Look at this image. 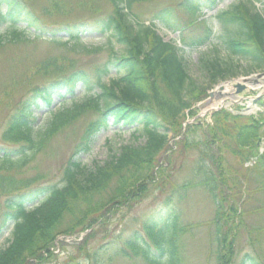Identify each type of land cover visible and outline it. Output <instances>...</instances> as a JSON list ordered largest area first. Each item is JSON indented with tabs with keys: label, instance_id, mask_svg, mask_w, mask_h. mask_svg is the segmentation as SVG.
<instances>
[{
	"label": "trees",
	"instance_id": "obj_1",
	"mask_svg": "<svg viewBox=\"0 0 264 264\" xmlns=\"http://www.w3.org/2000/svg\"><path fill=\"white\" fill-rule=\"evenodd\" d=\"M34 1L0 0V26L7 25L5 35H0V44L8 38L11 39L8 41L16 42L33 36L55 45L81 48V52L90 55L102 47L87 48L81 44V39L98 35L108 39L111 55L91 73L83 68L67 72L57 59L38 62L34 69L26 66L29 77L43 73L45 80L35 86L27 100L10 111L2 132L5 145L0 146V192L10 198L0 219V240L7 229L11 227V230L6 238L8 246L1 247L0 244V264H42L53 257V247L57 236L62 233L60 225L65 215L81 217L74 212H81L77 209L79 203L84 204L83 217L72 221L64 235L82 227L88 215L107 208L128 206L131 200L144 194L145 197L149 181H155L153 176L161 170L156 169L157 161L169 148V135L182 127L185 113L192 108L191 101L203 95L210 85L264 71V2L259 9L254 4L255 0H238L217 13L223 34L219 37L220 43L207 56L200 58L203 81L200 84L188 70L185 50L178 47L176 40L166 41L163 37L166 32L159 29L157 23L146 25L133 13V7L152 0H107L113 9L109 15L67 25L56 32L51 31L41 18L56 13L67 15L73 9L69 4L71 0H48L51 6L41 14L33 9ZM218 1L183 0L179 6L198 19L203 15L204 7H213ZM76 3L74 8L97 10L92 2L77 0ZM201 4L203 6L200 7ZM154 18L169 32H186V23L177 24L175 8L160 10ZM206 22H202L205 27L203 36L198 37L194 45L204 46L213 40ZM62 62L67 61L62 59ZM107 77H111L108 82L105 81ZM80 86L88 96L86 101L70 107H61V104L53 109L56 99L67 101L71 97V101L76 100L74 96ZM259 104L264 109V101ZM41 108L48 109L51 115L50 123L44 128L37 124L35 115ZM89 111L96 119L85 126L76 155L89 154L96 136L112 124L133 128L134 139L143 138L144 142L126 144L116 156L93 170L78 160H71L65 167L60 185L39 186L31 181L18 187L22 181L17 182L11 172L22 169L30 159L40 154L50 137L76 123ZM237 119L238 116L222 110L213 115L212 126L194 124L183 134L185 141L182 146L185 149L201 147L203 157L196 171L199 179L183 184L177 191L178 199L199 188L206 190L214 200L219 264L234 263L232 253L235 252L236 236L244 221L242 209L234 203L225 208L226 203L223 204L220 197L219 177L224 171L220 162L228 152L240 156L245 162L264 160V154L259 152L264 118L257 120L253 117L243 124ZM198 132L207 134L210 140L204 144L197 142ZM214 168L220 176L215 174ZM172 201L166 203V213L161 210L145 222L143 232L136 233L126 243L129 253L123 251L124 254L141 257L147 264H179L177 249L172 243L177 225ZM29 203L33 206L27 209ZM43 208V212L40 211ZM227 247L229 251L226 254ZM239 264L263 263L252 255H246Z\"/></svg>",
	"mask_w": 264,
	"mask_h": 264
},
{
	"label": "rangeland",
	"instance_id": "obj_2",
	"mask_svg": "<svg viewBox=\"0 0 264 264\" xmlns=\"http://www.w3.org/2000/svg\"><path fill=\"white\" fill-rule=\"evenodd\" d=\"M80 1L92 2L97 10L92 12L78 7L74 8L77 0H71L69 4L73 9L67 15L56 13L53 16L42 17L41 20L48 25L51 31L56 32L67 25L98 20L113 11L107 0ZM182 1L152 0L133 7V13L146 25L153 22L159 24L154 18L157 12L166 8H175L177 24L186 23V32L178 35L168 33L163 37L168 40L176 39L177 44H180L182 40L191 43V39L202 37L203 31H205L202 22L214 15L220 6L224 7V4H219L213 11L206 7L205 15L197 19V16L190 15L186 9L180 8L179 5ZM50 6L51 2L48 0L32 2V7L38 14ZM201 6L203 5L201 4ZM208 24L213 27L216 37L222 34V27L215 19L208 20ZM3 29L5 26L0 31ZM8 40L11 39H4L0 44V146L5 145L2 142V132L8 122L10 111H14L18 104L27 100L35 86L45 80L43 73H38L37 77H29V70L26 66L34 69L38 62L57 59L61 65L66 67L67 72L83 68L91 73L95 68L104 64L111 55L108 39L98 35L83 36L81 39V44L87 48L90 46L102 47L100 51L91 52L90 55L81 52V48L74 49L69 45H55L47 40L33 38L20 39L16 42ZM218 43H220V39L213 41L211 45L189 50L184 55L188 70L200 84L203 82L199 69L200 58L207 56ZM62 59L67 62H62ZM243 65L246 66L245 63ZM263 72L241 75L228 81H222L217 85H210L203 95L193 99L191 101L192 108L185 113L182 127L177 128L169 135V148L159 156L157 161L158 168L156 169H161V172L158 171L159 174L153 176L155 181H149V185L146 187V196L144 197V194L139 199L131 200L128 206H118L109 210L107 208V210L88 215L83 220L85 222L82 227L64 235V231L72 226V221L80 220L83 217L84 204L79 203L77 209H81V212H76V210L74 212L81 217L72 218L69 214L65 215L60 225L62 233L57 236L53 247V257L47 258L42 264H147L143 258L127 256L123 251L129 253L126 243L136 233L143 232L147 220L157 215L161 210L166 213L164 207L171 199L177 217L176 234L172 243L177 249L179 264H219L218 254L220 252L218 241H216V221L214 220L217 209L214 200L206 190L199 188L190 190L186 196L178 199L177 191L183 184L199 179L196 177V171L203 157L201 149H199L201 147L185 149L182 146L185 141L183 134L188 127L194 124H203V127L212 126L214 124L213 115L222 110L233 116H238L237 120L241 124L246 119L253 117L257 120L264 118V109L259 104L264 101V80L261 82L262 78L260 79L261 88L252 87L249 83L243 82V78L256 79L257 75ZM112 74L116 75L114 71ZM110 78L107 77L105 81L108 82ZM243 83L246 85V89L242 93H238L239 90L235 86ZM226 87L233 89L232 98L216 95L219 92L225 94ZM84 91V88L80 86L76 91L74 96L76 100L74 101H71V97H68L67 101L56 99L52 106L53 109L59 108L61 104H63L61 107H70L74 103H83L88 99ZM222 102L227 105L213 107L215 103L221 104ZM35 113L37 124L41 125L40 128H44L50 123L51 115L48 109L41 108ZM91 113L89 111L85 116H82V119L50 137L38 156L30 159L22 169L18 168L11 172L17 182L22 181L18 187L31 183V181L39 186L60 185L64 178L65 167L71 160H78L83 166L93 170L95 166H102L116 156L121 151L120 148L126 144L137 145L144 142L143 138L134 139L133 128L122 124H112L109 129L96 136L89 154L76 155V149L81 145V139L86 130L85 126L96 119ZM196 136L197 142L202 144L211 138L200 132ZM189 140L192 141L193 138L190 137ZM217 146H214L215 154ZM260 152H264V134ZM220 164L224 170L223 174L220 173L221 177L215 168L214 171L219 175V193L221 192L220 197L223 198V204L226 203V208L234 203L243 212L242 219L244 221L239 227L235 252L232 253L233 264L241 263L246 255H252L257 261L264 264V160L245 162L240 156H233L228 152ZM211 167L214 166L211 165ZM9 198L8 194L0 192V219L3 212L6 211L5 203ZM28 205H33V203ZM28 205H26L27 208L30 207ZM43 210L44 208L40 211L43 212ZM10 230L11 227L3 234L0 240L1 247L8 246L6 238L9 236ZM227 251H229L228 247L225 251L226 254ZM226 259L224 258V260Z\"/></svg>",
	"mask_w": 264,
	"mask_h": 264
},
{
	"label": "bare ground",
	"instance_id": "obj_3",
	"mask_svg": "<svg viewBox=\"0 0 264 264\" xmlns=\"http://www.w3.org/2000/svg\"><path fill=\"white\" fill-rule=\"evenodd\" d=\"M252 87H256V88H261L262 87V83H259L257 80L255 81V80H253V81H251L250 83H249ZM224 90H226V92H225V94L224 93H222V94H224L222 97H233L232 95H233V93H234V91H233V89L231 88L230 89V87H226ZM220 105H227V104H225V103H221V104H219V103H215L214 105H213V107L214 106H216V107H219Z\"/></svg>",
	"mask_w": 264,
	"mask_h": 264
},
{
	"label": "water",
	"instance_id": "obj_4",
	"mask_svg": "<svg viewBox=\"0 0 264 264\" xmlns=\"http://www.w3.org/2000/svg\"><path fill=\"white\" fill-rule=\"evenodd\" d=\"M264 76V75H263ZM263 76H259L260 78L263 77ZM251 80H245V82H250ZM246 88L245 85H238L237 86V89L239 90L238 93H242V91Z\"/></svg>",
	"mask_w": 264,
	"mask_h": 264
}]
</instances>
